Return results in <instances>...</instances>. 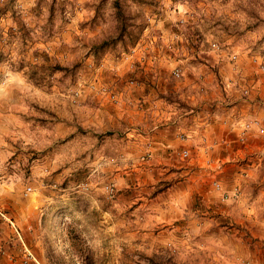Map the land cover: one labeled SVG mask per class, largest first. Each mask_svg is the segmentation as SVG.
I'll return each instance as SVG.
<instances>
[{"label": "clouds", "instance_id": "clouds-1", "mask_svg": "<svg viewBox=\"0 0 264 264\" xmlns=\"http://www.w3.org/2000/svg\"><path fill=\"white\" fill-rule=\"evenodd\" d=\"M68 2L44 0L38 24L52 37V44L75 53L74 62L59 60L62 67L57 70L55 57L40 61L42 66H21L16 56L0 58V110L10 114L53 90L62 97L61 103L67 101L73 115L79 113L81 103L92 104L99 113L96 127L88 129V138L71 155L51 159V153L59 151L53 145L48 150L46 171L40 173L32 162L33 179L52 188H59L62 182L82 186L95 204L101 194L102 202L111 201L112 196L142 199L144 190L136 189L141 172L158 173L152 188L155 195H149L148 202L162 215L183 217L178 221L186 237L180 259L184 264H212L220 258L218 253L213 256L214 246L194 240L200 236L203 241L207 235L203 221H219L216 229L229 228L233 213L251 207L254 215L256 209L264 208V57L247 56L250 45L264 46V0H229L225 10H232L229 15L234 21L227 28L229 34L219 26L210 29L217 33L209 35L213 58L207 62L204 79L187 91L181 92L163 75H151L142 62L137 70L139 100H129L126 95L131 87L128 80L134 77L101 71L108 59L124 58L134 44H143L148 51L156 42L152 33L164 21L173 16L188 19L184 12L195 13L196 19L200 15L196 7L203 12V5L186 3L184 12H176L175 7L169 9L172 0H88L91 10L72 16L61 7ZM74 2L82 6L84 0ZM70 19L72 23H68ZM79 20L83 23L77 27ZM145 22L149 29L141 33ZM236 36L241 39L236 41ZM133 55L139 59V53ZM155 59L152 56L149 64ZM228 60H234L235 66ZM241 67L245 73L258 72L259 81L242 82L243 76L234 75ZM83 78L97 84L105 81L98 87L108 88L111 96L101 91L85 101L87 92L74 87ZM161 93L170 102L163 117L143 106L144 99ZM43 155L37 154L38 158ZM201 162L203 166L197 168ZM121 176L132 184V190L119 192L128 187ZM181 193L184 199L178 198ZM173 239L169 233L168 242ZM255 259L264 264V252L257 253Z\"/></svg>", "mask_w": 264, "mask_h": 264}, {"label": "rangeland", "instance_id": "rangeland-1", "mask_svg": "<svg viewBox=\"0 0 264 264\" xmlns=\"http://www.w3.org/2000/svg\"><path fill=\"white\" fill-rule=\"evenodd\" d=\"M186 3L193 7L203 5L204 11L196 7L200 15L193 19L195 13L184 12ZM228 3L229 0H196L194 5L193 0H172L169 9L175 7L176 12H184L188 19L173 16L164 21L152 33L156 42L151 43L148 51L144 50L143 44H134L131 50H126L124 58H109L107 67L101 71L112 72L121 78L134 77L128 80L131 85L127 91L129 100L141 99L136 93L139 83L137 70L142 62L151 75H163L184 92L189 83H198L202 79L208 60L213 58L209 35L217 33L210 32V29L219 26V30L229 34L227 28L234 21L229 15L232 10H225ZM61 7L65 12L71 11L72 16L91 10L88 0H84L82 6L69 0ZM44 8V0H0V58L16 56L20 58L21 66H42L40 61L55 57L57 70L62 67L59 60L71 63L77 59L74 52L52 44V37L47 36L44 27L38 24ZM135 11L136 6L133 5ZM72 22L68 20V23ZM76 23L79 27L83 20ZM148 29L149 23L145 22L140 31L143 33ZM240 39L241 36H236V41ZM133 52L140 54L139 59ZM152 56L156 59L149 64ZM247 56L264 57V46L250 45ZM227 63L235 66V61L228 60ZM176 67L181 70L179 77L173 75ZM234 75L243 76L242 82H258L260 76L258 72L245 73L243 67ZM104 83L103 80L98 81L100 85ZM98 84L83 78L77 80L74 87L87 92L84 96L87 101L89 96L96 95L93 91L108 92V88H100ZM61 99L49 90L41 99L20 105L10 114L0 110V264H144L145 261L149 264H184L180 259V248L184 246L186 237L178 222L183 217L162 215L148 202L149 195H155L152 188L157 183L158 173L141 172L136 189L144 190L142 199L133 196L131 200H122L112 196L111 201L102 202L101 194L95 199V204L88 190L82 186L62 182L59 188H52L33 179L32 162L43 173L50 164L48 150L53 145L58 146L59 151H53L51 159L71 155L76 146L88 138V129L95 128L99 120V116H94L97 111L92 104L81 103L79 113L73 115L67 101L61 103ZM156 100H159L161 109L170 103L161 93L144 99V108L153 106V110L157 109L153 103ZM72 120L76 123L73 124ZM72 135L76 137L73 144L69 139ZM38 153L44 155L38 158ZM120 179L128 187H121L119 192L132 190L127 179L123 176ZM28 186L32 190L25 194ZM163 207L161 204L160 208ZM233 218L231 216L228 222L231 230L223 227V237L218 238L220 242L217 236H214V241L209 237L202 241L197 236L194 237L195 242L202 246L211 243L214 248L220 244L230 245V236L237 227H232L236 225ZM219 223L206 220L207 230L214 232ZM14 228L19 230L20 238ZM169 233L174 237L171 243L168 242ZM227 254L230 253L220 255Z\"/></svg>", "mask_w": 264, "mask_h": 264}, {"label": "crops", "instance_id": "crops-1", "mask_svg": "<svg viewBox=\"0 0 264 264\" xmlns=\"http://www.w3.org/2000/svg\"><path fill=\"white\" fill-rule=\"evenodd\" d=\"M203 79H204V76L202 77L201 80ZM199 82L200 80L198 81V83L196 82L189 83L187 85V88L184 90V92L187 91L189 88H191L193 84H199ZM93 92L97 93V91H93ZM103 93L106 94L105 92ZM126 95H128V93H126ZM153 103H155V105L157 106V109L153 110L154 113L159 112L161 117L167 115V112L164 111V109L160 108L161 104L159 100H156ZM150 107L152 108L153 106H150ZM94 116H99V115L98 113H95ZM73 137L74 136L72 135L70 139L72 144L76 139V137L75 138ZM201 166H203V162L196 165L197 168ZM178 198L184 199V194L181 193ZM249 203H251V200L249 201ZM193 211L195 210L193 209ZM253 212H254V209L249 207L245 211H240L238 215L235 213L231 215L235 217L233 218V220L236 221L237 227L233 231V234H231L230 236L231 237L230 245L226 244L227 246H223V245L221 246L220 244L218 247L214 248L215 251L213 253V256H215L216 253L218 252L220 258L213 259L212 264H258V261L255 259V256L257 253L264 252V228H263L264 227V208L256 209L254 215H253ZM203 224L205 225L203 232L207 233V235L204 236V239H207L209 237L208 239H212L214 241V239H216L215 237L217 236V240H219L220 242V239L218 238L223 237L222 236L224 233L223 227L215 229L213 232L212 230H207L206 220L203 221ZM197 228H199V226H197ZM198 238L201 239L200 236H198ZM173 242H175V240ZM173 244L175 247V243ZM175 249L176 248H173V251H175ZM226 253H230V254L225 255L226 257L223 255H220V254H226ZM209 258L212 259V257H209Z\"/></svg>", "mask_w": 264, "mask_h": 264}, {"label": "built area", "instance_id": "built-area-1", "mask_svg": "<svg viewBox=\"0 0 264 264\" xmlns=\"http://www.w3.org/2000/svg\"><path fill=\"white\" fill-rule=\"evenodd\" d=\"M232 61H234V60H232ZM180 74H181V70L179 68H177V67L174 68L173 75L175 77H179ZM104 92H105V90H104ZM106 93L109 94V97L111 96V94L109 93V91L108 92L106 91ZM0 189H1V183H0ZM31 190H32V188L30 186L26 187L25 188V194H28ZM10 224L13 225V222H10ZM14 231H15L16 235L20 238L19 230L17 228H14Z\"/></svg>", "mask_w": 264, "mask_h": 264}]
</instances>
